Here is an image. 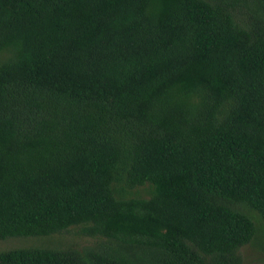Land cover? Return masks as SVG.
I'll list each match as a JSON object with an SVG mask.
<instances>
[{"label": "trees", "instance_id": "16d2710c", "mask_svg": "<svg viewBox=\"0 0 264 264\" xmlns=\"http://www.w3.org/2000/svg\"><path fill=\"white\" fill-rule=\"evenodd\" d=\"M65 232L0 264L264 256V0H0V240Z\"/></svg>", "mask_w": 264, "mask_h": 264}, {"label": "rangeland", "instance_id": "374dc122", "mask_svg": "<svg viewBox=\"0 0 264 264\" xmlns=\"http://www.w3.org/2000/svg\"><path fill=\"white\" fill-rule=\"evenodd\" d=\"M72 229V228H70ZM71 237H73L70 233H62V234H54L49 237L44 238H9L7 240H0V250L19 247L29 244H43V245H56V244H64L66 242H71ZM78 244H89L94 240L90 237H80L77 239ZM260 247L259 249L264 248V238H260L259 240ZM256 248L253 245L245 244L240 248V254L242 258V264H264V256H261L256 253Z\"/></svg>", "mask_w": 264, "mask_h": 264}]
</instances>
